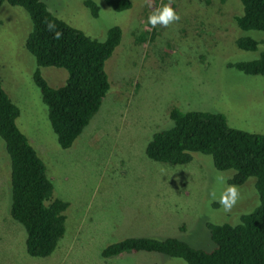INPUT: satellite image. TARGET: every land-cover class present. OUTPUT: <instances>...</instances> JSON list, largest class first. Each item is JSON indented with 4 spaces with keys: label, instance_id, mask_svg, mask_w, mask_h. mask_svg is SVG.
I'll return each mask as SVG.
<instances>
[{
    "label": "rangeland",
    "instance_id": "1",
    "mask_svg": "<svg viewBox=\"0 0 264 264\" xmlns=\"http://www.w3.org/2000/svg\"><path fill=\"white\" fill-rule=\"evenodd\" d=\"M42 1L51 14L92 39L104 41L111 27H119L122 36L105 62L110 89L101 107L70 148L61 149L32 80L36 63L25 49L29 16L20 7L1 5V87L19 108L16 126L44 163L52 198L68 208L65 235L55 251L44 259L28 256L25 230L9 213L10 162L0 139V264H184L145 252L102 258L107 246L127 238H175L212 250L206 224H239L240 215L259 203L255 179L239 187L240 201L224 212L217 201L234 171L216 170L212 158L199 153L185 165L154 162L145 148L153 135L173 126V109L219 113L230 128L264 135V78L229 67L257 60L264 53V33L237 27L235 19L243 14L239 0H171L180 21L155 28L148 16L169 0H129L131 8L121 12L92 0L97 18L85 0ZM246 37L259 42L256 50L236 47V40ZM40 73L52 88L67 78L63 69L40 68ZM221 175L226 184L218 181Z\"/></svg>",
    "mask_w": 264,
    "mask_h": 264
},
{
    "label": "trees",
    "instance_id": "2",
    "mask_svg": "<svg viewBox=\"0 0 264 264\" xmlns=\"http://www.w3.org/2000/svg\"><path fill=\"white\" fill-rule=\"evenodd\" d=\"M239 1L243 14L235 19L237 27L244 32L264 33V0ZM4 2L22 8L29 16L31 30L25 49L36 63L32 80L47 108L57 144L68 149L98 112L110 89L105 62L119 46L122 32L119 27H111L101 42L55 17L42 0H0V7ZM104 3L115 12L131 8L129 0H104ZM83 5L91 17H98L99 7L92 0H85ZM49 22L55 25L52 31L48 29ZM57 31L62 33L59 39L55 38ZM258 44L249 37L235 42L238 49L245 51L256 50ZM47 67L66 71L63 86L48 85L40 73V68ZM229 67L247 76L264 78V53L257 60ZM19 114V108L0 82V139L10 162L9 213L25 230L27 255L44 259L55 251L65 235L68 203L52 198L53 185L46 167L16 126ZM169 116L173 126L153 135L145 148L149 160L185 165L192 161L193 153L210 156L216 170L234 171L227 184L240 187L254 178L259 203L250 213L240 215L237 225L206 224L214 245L210 251L195 249L175 238H127L107 246L102 258L145 252L178 258L184 264H264V135L230 128L219 113L173 109Z\"/></svg>",
    "mask_w": 264,
    "mask_h": 264
},
{
    "label": "clouds",
    "instance_id": "3",
    "mask_svg": "<svg viewBox=\"0 0 264 264\" xmlns=\"http://www.w3.org/2000/svg\"><path fill=\"white\" fill-rule=\"evenodd\" d=\"M149 7H152L149 2ZM181 19L180 15L175 11V9L171 6V0H169L168 4L163 5L162 7L156 8L154 11L150 13L148 16V23L153 27L163 26L168 27L170 24L174 22H179ZM48 29L50 31L55 29V25L51 22L48 23ZM62 33L55 32V38L59 39ZM218 181L221 184H226V178L221 175L217 177ZM211 197L213 200H216V193L212 192ZM241 199V191L239 186L235 184H227L221 192L218 203L222 206L224 212H230L233 207L240 201Z\"/></svg>",
    "mask_w": 264,
    "mask_h": 264
}]
</instances>
